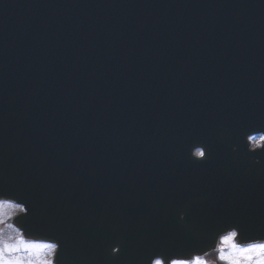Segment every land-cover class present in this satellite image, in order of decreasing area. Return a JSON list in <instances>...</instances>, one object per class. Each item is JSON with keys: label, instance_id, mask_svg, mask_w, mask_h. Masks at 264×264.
<instances>
[{"label": "water", "instance_id": "water-1", "mask_svg": "<svg viewBox=\"0 0 264 264\" xmlns=\"http://www.w3.org/2000/svg\"><path fill=\"white\" fill-rule=\"evenodd\" d=\"M257 128L264 0H0V190L70 264H146L231 222L264 234Z\"/></svg>", "mask_w": 264, "mask_h": 264}, {"label": "clouds", "instance_id": "clouds-1", "mask_svg": "<svg viewBox=\"0 0 264 264\" xmlns=\"http://www.w3.org/2000/svg\"><path fill=\"white\" fill-rule=\"evenodd\" d=\"M243 144L248 154L264 153V129L245 132ZM231 148L237 151L236 144ZM189 155L195 161H204L208 156L206 145L194 144ZM251 156L253 163H260L259 156ZM28 215L29 207L23 199L0 190V264H70L60 254L59 238L20 220ZM178 219H185L184 211L179 212ZM120 251V243H113L109 249L112 256ZM146 264H264V234H244L235 222L222 224L195 248L159 251L150 255Z\"/></svg>", "mask_w": 264, "mask_h": 264}, {"label": "flooded vegetation", "instance_id": "flooded-vegetation-1", "mask_svg": "<svg viewBox=\"0 0 264 264\" xmlns=\"http://www.w3.org/2000/svg\"><path fill=\"white\" fill-rule=\"evenodd\" d=\"M216 149H218V148H216ZM201 187H204V186H198L197 188H201ZM196 195H200L198 197H201V194H196Z\"/></svg>", "mask_w": 264, "mask_h": 264}]
</instances>
